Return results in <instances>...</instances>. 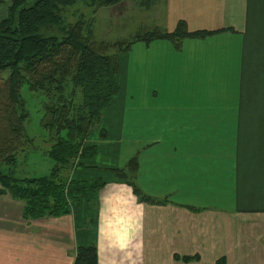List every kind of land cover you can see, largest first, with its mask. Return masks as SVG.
Wrapping results in <instances>:
<instances>
[{"label":"crops","instance_id":"1","mask_svg":"<svg viewBox=\"0 0 264 264\" xmlns=\"http://www.w3.org/2000/svg\"><path fill=\"white\" fill-rule=\"evenodd\" d=\"M136 3L160 10L152 24L167 32L180 21L234 32L186 39L181 50L134 44L86 141L96 155L70 177L103 186L69 213L37 219L0 194V264H74L90 246L99 264H264V0ZM224 96L229 108L212 109ZM135 155L139 188L165 204L140 202L111 171Z\"/></svg>","mask_w":264,"mask_h":264},{"label":"trees","instance_id":"2","mask_svg":"<svg viewBox=\"0 0 264 264\" xmlns=\"http://www.w3.org/2000/svg\"><path fill=\"white\" fill-rule=\"evenodd\" d=\"M124 1L9 0L6 4L0 0L7 5L6 17L0 21V75L10 72L0 84V167L15 166L19 154L33 143L26 128L30 111L24 86L44 98V121L51 143L47 154L54 161L52 172L44 177L18 179L0 170L4 189L0 193L7 189L14 198L25 202V219L67 214L73 202L103 186L97 181L76 182L70 174L82 166L83 160L96 155L86 141L120 91L116 77L121 53L129 52L136 43L149 45L158 40L169 41L181 50L186 39L202 40L234 32L232 28L191 32L180 21L173 32L153 28L128 41L97 43L84 15H79L75 23L68 22L65 15L80 2L97 11ZM138 167L135 156L125 168L111 171L132 187L140 202H168L142 192L136 182ZM192 260L198 257L184 259ZM74 264H99L96 246L78 247ZM218 264H224V260Z\"/></svg>","mask_w":264,"mask_h":264},{"label":"rangeland","instance_id":"3","mask_svg":"<svg viewBox=\"0 0 264 264\" xmlns=\"http://www.w3.org/2000/svg\"><path fill=\"white\" fill-rule=\"evenodd\" d=\"M4 1L7 3L9 2V0ZM137 1L138 0H125L117 6L105 7L97 11L85 7L84 4L80 2L70 7L68 10L66 9L67 12H65V15L70 23H75L79 15H84L88 27L93 31L94 40L97 43L104 42L111 44L117 41H128L136 34H144L153 30L154 27L152 22L156 21V14L160 11L156 10V8L152 11L141 10L136 3ZM1 7L4 9L5 4L0 3V10ZM139 44L143 46L146 45L145 43ZM134 49L137 51L139 48L135 47ZM111 51L112 50H110V52ZM136 55L137 53L134 52L132 56L133 61H138ZM124 59H126V54L121 53L119 56V65ZM9 75L10 72L1 74L0 84L4 83ZM230 85L231 83H228L227 88H229ZM228 95L229 93L227 92L226 96ZM24 96L27 100L28 110L30 111V119L26 123L27 134L33 140V143L31 144L32 146L30 145L24 152L19 154L15 166L2 165L0 170L18 179L48 176L52 172L54 161L47 154L51 147V143L49 141V132L45 126V101L41 94L31 93L26 86H24ZM226 96L222 97L214 108H212L213 103L210 102L209 108H229V106H224L225 103L229 102V98H226ZM136 102H138V100ZM98 125L96 127H98ZM70 177H72V174H70ZM1 189H3V187L0 184V190ZM2 195H9L14 200L22 204L25 203L22 200L14 198L7 189Z\"/></svg>","mask_w":264,"mask_h":264}]
</instances>
